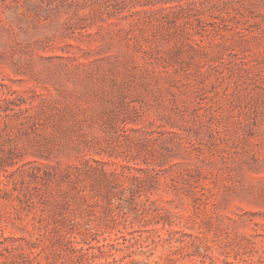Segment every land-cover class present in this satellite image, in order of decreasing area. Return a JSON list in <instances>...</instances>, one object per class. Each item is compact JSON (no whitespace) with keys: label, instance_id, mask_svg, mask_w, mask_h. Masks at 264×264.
Returning <instances> with one entry per match:
<instances>
[{"label":"rangeland","instance_id":"obj_1","mask_svg":"<svg viewBox=\"0 0 264 264\" xmlns=\"http://www.w3.org/2000/svg\"><path fill=\"white\" fill-rule=\"evenodd\" d=\"M0 226V264H264V0H0Z\"/></svg>","mask_w":264,"mask_h":264},{"label":"trees","instance_id":"obj_2","mask_svg":"<svg viewBox=\"0 0 264 264\" xmlns=\"http://www.w3.org/2000/svg\"><path fill=\"white\" fill-rule=\"evenodd\" d=\"M7 239V236L3 230V228L0 226V244L3 242V240H6ZM7 248V246H6Z\"/></svg>","mask_w":264,"mask_h":264}]
</instances>
